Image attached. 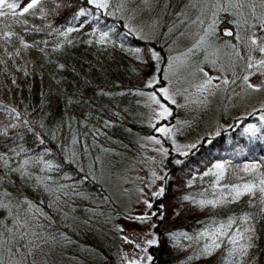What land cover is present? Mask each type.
Returning a JSON list of instances; mask_svg holds the SVG:
<instances>
[{
    "label": "trees",
    "instance_id": "trees-1",
    "mask_svg": "<svg viewBox=\"0 0 264 264\" xmlns=\"http://www.w3.org/2000/svg\"><path fill=\"white\" fill-rule=\"evenodd\" d=\"M188 1L155 0L154 7L173 14ZM9 2L23 7L28 0ZM115 3L96 9L85 0H42V12L0 18V205H7L0 206V264H118L114 228L121 211L99 170L106 165L113 176L137 150L136 138L156 133L144 123V100L161 85L167 55L159 38L130 30ZM261 3H253V26L264 17ZM226 4L214 14L218 43L233 38L221 32L234 26ZM81 8L87 16L75 18ZM4 31L15 35L5 40ZM102 32L108 37L99 43ZM155 74L159 81L149 87ZM262 116L264 108L234 118L186 152L163 139V193L152 203L157 241L147 247L146 264H264V204L259 194L232 199L233 185L264 178ZM250 125L255 135L245 131ZM202 200L223 202L202 206ZM230 220L229 235L253 230L239 241L251 245L247 254L227 237L204 254L212 233Z\"/></svg>",
    "mask_w": 264,
    "mask_h": 264
},
{
    "label": "rangeland",
    "instance_id": "rangeland-1",
    "mask_svg": "<svg viewBox=\"0 0 264 264\" xmlns=\"http://www.w3.org/2000/svg\"><path fill=\"white\" fill-rule=\"evenodd\" d=\"M115 1L127 27L146 39L159 38L167 55L161 85L156 91L147 93L144 100L147 104L144 123L156 133L138 136L137 150L122 158L113 176L106 165L99 170V178L121 211L117 219L114 218L118 235L113 250L115 259L118 264H129L132 260L146 264L150 257L147 241L156 243L157 238L154 211L145 201L152 204L156 197L153 193L162 189L160 162L166 152L163 139L169 141L174 150L186 152L204 135H214L231 125L234 118L264 108V74L246 67L247 38H264V17L253 26L258 14L257 9L252 10L255 0L251 3L243 0V8L228 9L233 14L234 26L221 28L225 35L227 31L233 33L230 35L232 40L218 43L213 37L216 29L214 14L222 0H189L173 14L157 12L155 0H111L112 4ZM213 22L214 28H210ZM201 37L204 38L202 42ZM251 55L254 61L264 58L258 51ZM245 75H249L248 81L243 79ZM209 79L211 84L205 86ZM150 81L157 83L159 77L155 74L148 84ZM249 83L262 87L257 91L249 88ZM162 88L168 90L170 98L161 93ZM153 93L159 104L150 98ZM161 105L170 113L163 119L159 117ZM158 128H167L170 132L165 135L157 131ZM145 214L149 217L147 220L136 219Z\"/></svg>",
    "mask_w": 264,
    "mask_h": 264
},
{
    "label": "snow or ice",
    "instance_id": "snow-or-ice-1",
    "mask_svg": "<svg viewBox=\"0 0 264 264\" xmlns=\"http://www.w3.org/2000/svg\"><path fill=\"white\" fill-rule=\"evenodd\" d=\"M85 2L89 5H93L96 9H107L109 7V0H85ZM42 4V0H28V2L23 6L20 7L18 5V3L16 2H9V0H0V18L6 17V16H12L13 18H17V17H23L25 16V14H35V11L37 9H40V11L42 12L43 9L40 8ZM261 6L264 7V0H262ZM244 7V3L243 0H227V4L226 6H224L223 10L227 11L229 8H243ZM17 8H19V11H17ZM5 9H7V11H5ZM253 12L255 11V8H252ZM88 14V10L85 8H81L79 10V12H77L75 14V18H79V17H86ZM16 23H24L27 24V20H19L16 19L15 20ZM88 23L87 19L84 20V22L80 25V27H83L84 24ZM214 23L213 25H210V28H214ZM247 20H244V24H247ZM38 30V29H37ZM73 29L69 28L68 31H72ZM262 30H264V27H262ZM227 35H232L233 33L231 31H227L226 33ZM13 35H15V33L11 32V31H4L2 33V38L5 40H9ZM108 37V32H102L100 34L99 37V43H104L106 38ZM240 37L237 36V39H239ZM203 37H201V42L203 41ZM248 52L249 55L246 57V67L248 69H253L255 68L256 72H259L261 74H264V58L262 59H258V60H253V57L251 55V53L253 51H258L259 53H261L262 55H264V38H258L255 36H249L248 38ZM21 43L23 44L24 48L29 47L28 44L24 43L21 40ZM233 47L235 48V45H233ZM139 51V50H137ZM189 51H191V49H189ZM237 55H239V52L237 51ZM241 59H245V57H241ZM255 74V73H252ZM243 79L245 81L249 80V75H245L243 77ZM154 81H150L148 86L151 87L152 83ZM225 83H227L228 81L225 80ZM211 84V79L205 81V86L206 85H210ZM204 87V86H202ZM249 88H253L254 90L259 91L261 89V85H254L249 83L248 84ZM161 93H163V95L166 98H170L168 96V90L166 88H162L160 89ZM154 102L156 103H160L159 100L156 98L155 94L153 93L152 96L150 97ZM173 103H175V101H172ZM13 112L15 111L14 109L12 110ZM18 115V114H17ZM168 115H170L169 111L167 108H165L163 105H161V111L159 113V117L161 119L166 118ZM262 120H264V116L261 117ZM157 131L164 133L165 135H168L170 130L167 128H158ZM246 132H250L253 135H255L256 131H258V129H256V127L254 125H250L248 126V128L245 129ZM156 143H160L159 140L155 141ZM25 163H27V161H25ZM255 165L251 166V169L248 166H245L244 171L248 172L252 169H255ZM217 169H220V173L217 174V179L219 180L222 175H223V168L224 166L221 164L216 165ZM163 193V189H161L159 192L153 193L154 196H160ZM248 194L251 196H256L257 194H259V199L260 202L262 204H264V178L259 179V181H250V182H246L243 183L242 185H233L232 186V199L233 200H238L241 196ZM223 200L220 201H216V200H209V201H199L198 203L200 205H213L215 206L217 203H222ZM145 203L147 204L148 208L152 207L151 203H148L147 201H145ZM3 207H7V205H0ZM262 211H264V209H262ZM149 217L147 216V214H145L144 216H140V217H136V219L144 221L147 220ZM245 223L250 219V217L248 215H245L244 217L241 218ZM235 221L234 220H230L228 225H221L219 228L216 229V231L214 233H212V235L215 237L214 239H212L210 241L209 244H207L205 246L204 249V254L206 255H210L212 251H214L217 248L221 247V244L224 242L223 241V237H227L228 243H230L231 245H233L234 248H239L240 252L242 255H246V249L248 247H251V245H247V244H241L239 243L240 240L245 239L246 237V233L247 232H251L253 231L252 229H245L244 231H240L239 229H237L235 232H233L231 235H229L228 231H226V228H231L232 224H234ZM22 228L27 227V222L25 221L24 223H22L20 225ZM27 236V231L21 233L20 235V239L23 240L25 237ZM248 239H251V237H247ZM125 240H127V238L125 237ZM131 242V241H128ZM155 241L154 240H148L147 244L148 245H152L154 244ZM137 247H139V245H137ZM9 251H11V249H9ZM146 251V249H145ZM148 260H151V257H148ZM17 264H19V262H17ZM129 264H138V261L136 260H132L129 261Z\"/></svg>",
    "mask_w": 264,
    "mask_h": 264
}]
</instances>
